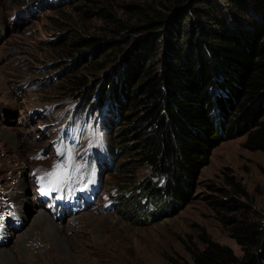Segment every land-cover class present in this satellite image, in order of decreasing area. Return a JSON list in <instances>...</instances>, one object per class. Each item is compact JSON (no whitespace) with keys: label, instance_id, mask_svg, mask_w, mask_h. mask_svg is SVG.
<instances>
[{"label":"rangeland","instance_id":"rangeland-1","mask_svg":"<svg viewBox=\"0 0 264 264\" xmlns=\"http://www.w3.org/2000/svg\"><path fill=\"white\" fill-rule=\"evenodd\" d=\"M182 1L179 30L186 31L190 43L206 39L217 24L252 27L258 16L252 0ZM166 3L0 0V234L9 236L0 241V250L12 254L0 264H167L171 256L190 259L189 248L203 247L208 236L242 256L244 248L227 216L259 224L264 245V149L250 147L247 134L229 138L223 132L209 163L171 214L146 223L132 207L112 204L117 183L138 185L151 168L139 153L127 154L118 146L113 161L114 109L88 104L85 97L92 91L88 87L118 86V67L139 50L143 59L154 54L150 74L162 70L165 59L173 57L169 46L178 44L183 31L170 20L146 29L119 28L116 20L143 25L141 10L172 16ZM262 27L258 39L264 41V21ZM79 36L109 43L91 57L92 47L73 44ZM142 42L152 43L144 51ZM67 74L75 78L69 81ZM79 78L88 87H76ZM145 100L117 128L144 115ZM235 112L230 109L228 117ZM76 192L82 196L80 206H66V216L56 215L54 200L65 197L70 205ZM232 198L235 205L227 209L216 202ZM40 211L63 230L70 251L38 224Z\"/></svg>","mask_w":264,"mask_h":264},{"label":"trees","instance_id":"trees-1","mask_svg":"<svg viewBox=\"0 0 264 264\" xmlns=\"http://www.w3.org/2000/svg\"><path fill=\"white\" fill-rule=\"evenodd\" d=\"M183 2L167 0L165 6L172 16H162L159 10L153 13L141 10L146 15L143 25L130 26L120 19L116 22L123 29H146L157 24L164 26L170 20L179 30L178 13ZM252 4L259 16L251 23L252 27L217 24L209 28L211 34L206 39L198 37L192 43L185 41L186 31L180 29L183 37L177 39L179 45L174 43L168 48L174 50L173 57L165 59L156 75L149 73L154 54L143 59L145 55L139 50L118 67V86L101 83L91 89L87 81L78 79L76 87L87 86L92 90L85 97L90 98L88 104H108L114 109L111 112L116 115L113 122L116 132L109 148L113 161L117 159L118 146L127 154L139 153L142 162L151 168L150 175L138 185L130 180L117 183L115 207L120 204L132 207L139 212V221L143 219L146 223L171 214L186 199V192L201 168L209 163L213 148L223 140V132L229 138L247 134L250 147L264 149V41L258 39L263 31L264 0H252ZM78 43L92 47L93 57L109 41L79 36L73 40L74 45ZM151 43L142 42L143 50L150 48ZM73 76L67 74L65 78L70 81ZM142 99H147L142 103L146 106L145 114L134 124H121L117 128L121 119H130ZM234 107L235 116L228 117ZM131 137L134 139L130 140ZM124 163L117 166L120 168ZM216 202L227 209L235 205L236 198L230 203L224 199ZM227 219L234 225L233 237L244 248L242 256L208 236L203 247L189 248L190 259L171 256L167 264H264L259 224L239 217Z\"/></svg>","mask_w":264,"mask_h":264},{"label":"bare ground","instance_id":"bare-ground-1","mask_svg":"<svg viewBox=\"0 0 264 264\" xmlns=\"http://www.w3.org/2000/svg\"><path fill=\"white\" fill-rule=\"evenodd\" d=\"M20 194L22 195L23 192H20ZM21 198H22V196H21ZM37 218H39L38 224H43L44 225V227H45V230L44 231H47L48 233L52 234V237L55 240V242H60L63 246H65V248H66L67 251L68 250L70 251V245L66 241L65 234L62 233L63 230L62 231L60 230L59 225H57V223H55L52 220V218L50 217V215L48 216L45 212L40 211V213H39V215H38ZM46 244H48L47 248L49 250L54 249L53 242L52 243L51 242H49V243L46 242ZM8 252H10V251H8L7 249H1L0 250V262L5 263L6 261H8V260H6V257H8V254H9ZM9 255L12 257V254L11 253Z\"/></svg>","mask_w":264,"mask_h":264}]
</instances>
